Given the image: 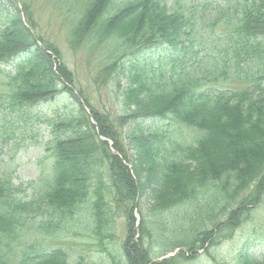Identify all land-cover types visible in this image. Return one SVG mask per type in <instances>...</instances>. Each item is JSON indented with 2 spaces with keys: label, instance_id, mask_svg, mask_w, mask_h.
Instances as JSON below:
<instances>
[{
  "label": "trees",
  "instance_id": "1",
  "mask_svg": "<svg viewBox=\"0 0 264 264\" xmlns=\"http://www.w3.org/2000/svg\"><path fill=\"white\" fill-rule=\"evenodd\" d=\"M68 3L77 6L81 13L74 31L77 47L93 33H97L96 45L111 39L117 47L113 69H120L126 80L120 92L124 107L135 106L120 121L169 118L196 129L197 137L187 144L172 141L171 150L164 143L163 126L153 131L133 127L124 131V135L136 150L134 161L112 124L100 122L97 116L99 136L111 139L118 155L97 132L92 140L85 141L82 128L68 117L64 122L69 128L55 131L46 146L53 157L51 174L39 178L40 186L29 197L20 194L24 184L15 183L13 171H0V264H70L64 248H44L29 241L27 234L33 228L46 235L58 232L62 223L72 219L90 194L95 193L92 208L95 231L103 240L104 225L114 222L116 217L113 202L120 213L132 219L136 200L147 186L152 187L155 200L151 213L147 217L142 215L138 241H132L129 249L124 242L126 259L111 252L113 264H136L133 251L138 249L145 255L146 264H168L173 258L158 259L177 245L171 244V248L156 255L148 247L150 238L151 242L161 238L157 240L161 242L170 237L163 232L162 236H154L153 230L164 229L161 215L173 207H192L197 200L198 205L207 206L213 201L211 197L205 198L207 188L212 186L218 195L228 192L235 203L226 208L229 215L217 223V230L198 233V239L194 240L198 246L185 244L190 245L189 251L208 245L207 253L211 255L210 248L221 231L226 229L229 232L225 237H231L251 207L263 200L264 0H68ZM19 8L22 12L17 5L18 22L13 27L7 21V11L0 13V72L4 71L1 64L23 55L2 81L8 98L0 101V114L5 109L18 114L16 111L39 104V99H52L59 82L62 83L51 56L44 51L57 53L46 44V48L38 45L39 38L32 31L34 26L29 22L28 28L23 25ZM221 16L228 29L226 40L221 41L224 44L203 46L199 42L203 28ZM23 27L28 35L19 30ZM18 34L26 40L21 42ZM31 45L42 49L41 56L30 50ZM153 47L169 53L149 62L137 58L140 50ZM59 71L65 75L62 69ZM221 76L246 82V86L221 88L218 85ZM2 117L8 119L15 133L19 120L7 114ZM7 133L0 135V144L11 138ZM124 161L131 165V170ZM104 175L110 178L109 189L102 184ZM92 184L96 186L93 191ZM177 214L183 216L186 211ZM187 223V215L175 220L174 232L186 228ZM129 226L131 233L133 226ZM115 231L112 226L109 233L115 235ZM127 240L130 242L129 235ZM244 251L237 255L235 264H255V258ZM78 262L86 264L82 256ZM258 264H264V259Z\"/></svg>",
  "mask_w": 264,
  "mask_h": 264
},
{
  "label": "rangeland",
  "instance_id": "2",
  "mask_svg": "<svg viewBox=\"0 0 264 264\" xmlns=\"http://www.w3.org/2000/svg\"><path fill=\"white\" fill-rule=\"evenodd\" d=\"M17 5L22 8V12L20 8L19 10L23 25L26 28H28L29 23L34 26L32 31L34 36L39 38L36 40L38 45L42 48L46 44L47 48H51L57 53L52 54L48 49L46 52L44 51V53L51 56L54 71L62 79V83L59 82L58 84L56 97L48 101L39 99V104L16 111L18 114L2 108L5 111L2 113L3 115L0 114V135H5L8 132L9 135L7 136H11V138L0 144V171L14 172L12 173L15 183L21 182L24 184L22 185L24 188L20 192L21 195L29 197L34 193V188L40 186L39 178L51 174L53 157L51 151L46 150V146L55 131L60 132L65 128H69V125L64 122L68 117L74 118L82 128L81 131L84 134L85 141L92 140L96 132L98 136L100 135L97 116L100 118V122L112 124L119 131L122 144L132 160L136 158V150L130 144V139H127L124 135V131L132 130L133 127H142L146 131H153L160 125L163 126L165 131L164 143L171 150L173 148L172 141L187 144L192 139L193 141L196 140V129L176 123L169 118L148 117L128 123L127 121H120L121 116L131 114L130 109L131 111L134 110L135 106H131L130 109L127 108L128 111L124 107L120 92L125 88L126 80L123 74H120V69H113L114 59L117 58V47L114 46V41L111 39L96 45L97 33H93L80 46H76L74 31L81 16L77 6H71L68 0H0V13L5 14L7 11L9 15L7 21L11 27H13L12 24L18 22L16 19L18 18ZM223 19L224 17L221 16L203 28L202 39L201 37L199 39L203 46L211 48L218 43L222 47L224 43L221 41L226 40L228 34ZM26 28L23 27L19 30L25 33ZM18 38L21 42L26 40V37L20 34H18ZM30 50L36 56H41L40 50L42 49L37 46L31 45ZM168 53V50L164 48L153 47L144 51L140 50L137 58L149 62L152 61L153 57ZM22 56L20 55L9 63L1 64L4 71L0 72V101H6L8 98L7 89L2 84V81L6 79V72L15 69V64L19 63ZM60 69L65 75L60 73ZM66 76L69 78L68 80ZM218 82L221 88L235 89L246 86V82L222 79V76L218 79ZM6 114L19 120V123H15L16 126H19L15 133L12 132L15 128L9 124L8 119L4 120L2 117ZM56 125H60L59 128ZM99 137L102 140L109 141L111 151L116 155L119 154L113 147L111 139L103 136ZM100 146L104 148L103 145L100 144ZM178 151L177 153H179ZM119 156L123 160V157ZM124 163L127 162L124 161ZM129 168L131 170V165H129ZM143 181H146V175ZM102 184H106L107 189L111 188V181L107 175H104ZM94 188L96 186L92 184V191ZM151 190L152 187L147 186L145 191L140 192L132 219L120 213L117 204L113 202L116 217L113 218L114 222L104 225L102 229L104 230L103 240L99 238L95 231V220L92 211L93 204L96 201L95 193L90 194L87 201L80 206L79 211L74 214L72 219L62 223L58 232L46 235L33 228L26 237H29V241L40 243L44 248H64L69 254L70 264H79L78 261L81 256L86 264H113L114 261L110 258L111 252H114L121 259H126L124 242L127 244L126 249H129V244L132 241H138L141 235L142 215L147 217L155 203ZM104 192L105 194L108 193L107 190H104ZM206 192L205 198H213V201L208 203L207 206L205 204L204 207L202 204L198 205L197 200L192 207H173L161 215L164 219V229L153 230L154 236H162L161 233L163 232L170 235V237L167 240L162 239L161 242L157 241L161 238H156L153 242L150 238V242H148L149 252L156 255L171 248V244H175L177 248L169 251L164 256V258H173L168 264H235L237 255L245 250L244 252H249L255 258L253 260L255 264L263 262L264 191L262 202L256 207H251L248 211L249 214L242 218L231 237H225V234L229 232L226 229L221 231L222 233L216 239V244L211 247L212 249L210 248L211 255L207 253L208 245L205 248L189 251L187 246L199 245V243H194V240L198 239V233L207 229L217 230V223H220V220H226L229 215L230 210H226V208L231 203H235L228 197L230 195L228 192H219L222 194L218 195L216 189L212 186L207 188ZM182 211H186L188 223L185 226L189 228L186 230L185 227H180L174 232V221L186 216L177 214ZM37 224L35 223L33 226H37ZM129 224L133 226L131 233ZM112 226H115V235L109 233ZM128 235L130 242L127 240ZM189 242H191L190 245H185ZM183 253L185 257L181 255ZM133 254L135 260L138 261L136 264H146V261H143L145 255L139 249L133 251ZM160 260L162 258L158 259V261Z\"/></svg>",
  "mask_w": 264,
  "mask_h": 264
}]
</instances>
